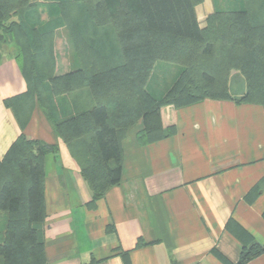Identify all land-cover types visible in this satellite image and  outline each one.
Segmentation results:
<instances>
[{"label": "crops", "instance_id": "obj_1", "mask_svg": "<svg viewBox=\"0 0 264 264\" xmlns=\"http://www.w3.org/2000/svg\"><path fill=\"white\" fill-rule=\"evenodd\" d=\"M218 5L195 3L200 28L214 11L225 10ZM182 70L180 63L155 61L145 91L162 99ZM228 85L235 98L246 89L235 70ZM25 90L14 55L2 57L0 159L21 133L58 145L43 157L46 264H237L243 248L264 246V186L255 189L264 178L261 105L207 97L166 106L162 136L152 140H139L140 132L153 129L139 119L121 139L120 181L94 199L43 114L33 109L22 128L5 104ZM244 264H264V251Z\"/></svg>", "mask_w": 264, "mask_h": 264}, {"label": "trees", "instance_id": "obj_2", "mask_svg": "<svg viewBox=\"0 0 264 264\" xmlns=\"http://www.w3.org/2000/svg\"><path fill=\"white\" fill-rule=\"evenodd\" d=\"M198 1L132 0L130 4L127 0H103L107 20L116 29L118 49L114 58L117 63L93 66L87 73L82 68L52 76L53 92L89 82L87 85L94 94L105 91L111 95L87 112L90 126L85 152L74 142L76 137L66 136L64 122L51 119L55 135L67 145L94 199L120 181L121 139L139 119L153 127L151 132H140L139 140H152L162 136L160 126L154 125L161 108L169 105L180 107L209 97L255 103L264 108V20L253 17L249 8H229L214 11L208 16L206 26L200 28L194 10ZM34 2L0 0V25L9 21L16 10L32 7ZM101 2L96 0L94 6L99 9ZM262 11L264 5L258 9L259 13ZM3 29L15 35L17 54L14 57L26 81L25 92L5 100V104L11 107L24 128L33 110L27 112L14 105L29 91L30 81L34 79L30 69L32 57L37 52L31 48L29 29L22 23L11 19ZM217 29L226 38L221 52L215 51V42L210 39ZM157 60L183 65L179 77L160 100L151 98L145 91V83ZM232 70L245 82V92L238 98L229 92ZM127 101H139L142 106L134 111L125 107ZM57 150L56 143L30 139L21 133L0 159V213L6 216L4 239L0 242L1 264L47 263L42 230L46 219L43 157ZM262 186L264 178L255 189ZM262 251L264 246L259 245L243 248L237 264H244Z\"/></svg>", "mask_w": 264, "mask_h": 264}, {"label": "rangeland", "instance_id": "obj_3", "mask_svg": "<svg viewBox=\"0 0 264 264\" xmlns=\"http://www.w3.org/2000/svg\"><path fill=\"white\" fill-rule=\"evenodd\" d=\"M131 1L127 0L130 4ZM239 1L249 8L253 17L264 20V11L258 12L259 7L264 5V0ZM94 2L96 0H35L32 7L18 9L10 17V20H16L29 29V43L37 52L32 57L30 69L34 72V79L30 81L29 91L14 107L27 112L37 108L50 123L52 120L64 122L66 136L76 137L74 142L81 149L84 148V152L89 143L90 121L87 112L92 105L111 98V95H106L105 91L94 94L87 85L89 82L53 92L50 80L55 74L82 68L87 73L93 66L97 68L117 63L114 58L118 49L114 34L116 29L107 20V8L103 0L99 9L94 6ZM221 3L222 6H218L224 7L223 9L232 6L225 0H218V4ZM237 6H240L239 3ZM9 21L0 25V59L17 54L15 35L11 36L3 29ZM210 39L215 42V51L221 52L226 38L217 29ZM139 103L124 102L125 107L134 111L142 106V102L140 105ZM161 112H164L162 108L154 126L162 125ZM73 119H77L74 124ZM5 226L6 216L0 213V242L4 239Z\"/></svg>", "mask_w": 264, "mask_h": 264}]
</instances>
